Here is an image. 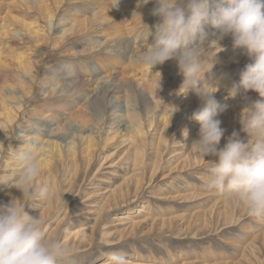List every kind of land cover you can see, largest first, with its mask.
<instances>
[{
    "label": "rangeland",
    "instance_id": "1",
    "mask_svg": "<svg viewBox=\"0 0 264 264\" xmlns=\"http://www.w3.org/2000/svg\"><path fill=\"white\" fill-rule=\"evenodd\" d=\"M66 1L63 13L66 12L67 18L76 15L79 22L92 19V13L97 11V7L91 5L92 0ZM135 1H140L138 5L144 4L143 0ZM75 3L78 4L76 7L73 6ZM144 5L145 9L138 14L145 15L148 24L144 23L146 26H141V31L143 27L149 29L152 24L160 22L152 15L157 6L155 0ZM18 8L19 5H15L16 14L20 13ZM20 15L23 16L22 12ZM126 19L127 16L124 17ZM58 20L56 29L59 28ZM221 46L224 51L215 52L211 46L204 49L201 60L204 67L211 63H229L226 80L227 76L223 77L220 70L216 72L223 77L224 84L229 82L231 89L238 84L239 73L250 60L240 50H234L232 43L223 42ZM72 47L70 54L75 58H67V52L50 48L43 57L36 59L38 75L33 85L34 97L30 112L25 114L27 117L21 119L20 128L16 126L12 132L16 139L21 136V131H25L28 139L40 137L47 141L52 130L53 134L60 135L59 142L64 148L80 135L79 129L69 124L72 123L70 118L59 120L62 126L58 128V124L51 120L45 124L40 116L35 118L29 114H38L45 106L48 96L45 91L53 86L52 80H63L64 74L78 73L80 63L93 68L94 58L89 61L81 59L85 43L79 41ZM70 66L76 70L68 72ZM1 75L0 87H7L6 75ZM201 84L203 86L207 82L201 81ZM181 86L178 85V89ZM185 89L178 92L175 88L172 104L178 111L175 112L174 124H159L148 133L150 136L141 163L135 165L133 159L119 162L126 154L127 143L124 146L115 143L109 151H96L91 160L84 152L76 161L70 160L64 165L63 162L57 163L59 169L55 179L48 178L47 183L43 182L50 189L47 201L28 202L30 207L26 206L25 211L39 216L45 236L59 241L68 249L67 257L59 264H106L110 253L124 255L128 264L141 261L143 264H264V220L249 217L237 204L229 203L223 196L206 189L204 179L210 164L205 160L198 162L187 151L200 125L186 119L193 111L189 114L185 111L192 107L197 95L193 90ZM121 95L122 101L128 99L125 94ZM214 95L220 105L226 106L218 117L224 136L217 149L224 146L233 131L239 133L242 142H247L248 134L240 131L241 114L244 108L261 98L255 92L232 98L228 89L219 90ZM48 98L50 101L56 99L53 96ZM131 101L130 107L137 110L138 102L136 100L135 104L132 93ZM228 108L232 112V120L222 126L223 114ZM90 112L95 121L103 114L97 107ZM28 124L31 127L27 128ZM185 129L187 137L183 135ZM28 143L25 141L24 146L14 143L13 151H33V146L26 147ZM39 143L37 141L36 145ZM4 150L0 152L1 172L6 170L5 158L11 156L6 147ZM112 153V160L103 163V156ZM214 159L213 156L206 157V160ZM12 182L13 179H4L0 184L8 186ZM61 196L62 199L59 198ZM79 229L88 231L85 240L73 237L72 233Z\"/></svg>",
    "mask_w": 264,
    "mask_h": 264
},
{
    "label": "bare ground",
    "instance_id": "2",
    "mask_svg": "<svg viewBox=\"0 0 264 264\" xmlns=\"http://www.w3.org/2000/svg\"><path fill=\"white\" fill-rule=\"evenodd\" d=\"M66 2L0 0V78L3 76L1 74H5L7 83V87H0V152L5 151L6 147L11 153L10 157L4 159L6 170L0 171V183L4 179H13L11 185L0 184V203L22 198V193L15 189L19 169L14 156L20 151H13L14 143L24 146L25 141H28L26 147L33 146L41 165L37 184H43L47 183L48 178L55 179L59 169L58 162H63L64 165L70 160L76 161L84 152L91 160L96 151H109L115 143L123 146L127 143L126 154L119 162L133 159L137 165L144 160V147H147L150 136L148 133L159 124L169 126L175 121V113L171 118L175 88L178 92L185 88L178 89V85L184 82V76L179 72L176 62L169 60L151 70L134 59L138 52L154 41L157 23L149 28L151 35H148L146 27L140 30L141 26H146L144 23H147L145 15L138 14L140 10L145 9V5H138L140 1L135 0H92L91 5L96 6L97 11L92 13V19L79 22L76 15L67 18L66 12L63 13ZM15 5H19L18 10L23 16L16 14ZM77 5L75 3L73 6ZM126 16L127 21L124 20ZM57 20L59 28L56 29ZM79 41L86 45L81 59L89 61L94 58L93 68L87 63H80L77 67L78 73L64 74L63 80H52L53 88L49 87L45 91L48 95L45 106L41 107L40 113L29 114L35 118L40 116L45 124L51 120L58 124V128L62 126L59 120L70 118L69 122L72 123L69 124H74L80 135L64 148L59 142L60 135L53 134L52 130L47 141L40 137L28 139L25 131H21V136L16 139L12 132L16 130V126L20 128L19 121L27 117L25 114L30 112L33 101V85L38 75L36 59L43 57L50 48L62 53L67 52V58H75V55L70 53L74 48L72 45ZM223 42L232 43L230 37L220 43ZM209 46L215 52L221 50L214 43L208 44L206 48ZM208 66L204 67V71H211V77L220 81L218 91H229V82L223 83L229 77L226 74L229 63H211ZM73 70L76 69L70 66L67 71ZM217 70L223 73V77L227 76L225 80L219 77ZM208 76L206 73L205 78ZM201 81H205L203 73ZM203 87L207 88L208 84ZM131 93L135 104L136 100L138 102L137 110L130 107ZM121 94H125L128 99L122 101ZM49 96L56 99L50 101ZM195 99L185 114L201 106L199 98ZM96 107L100 108L103 114L95 121L90 111L96 110ZM231 113L228 108L223 114L225 117L222 126L230 123ZM233 114L236 115L235 110ZM39 129L40 127L37 128ZM30 132L34 133V130ZM197 138L198 134L195 140ZM37 141H40L39 145H36ZM113 157L114 153L103 156V163H108ZM119 162L117 164H120ZM87 233V230L79 229L72 235L76 239L85 240ZM135 264L143 263L141 261Z\"/></svg>",
    "mask_w": 264,
    "mask_h": 264
},
{
    "label": "clouds",
    "instance_id": "3",
    "mask_svg": "<svg viewBox=\"0 0 264 264\" xmlns=\"http://www.w3.org/2000/svg\"><path fill=\"white\" fill-rule=\"evenodd\" d=\"M149 2L143 0L144 4ZM155 4L152 15L160 22L155 25L154 41L134 59L151 70L169 60L176 62L184 76L181 87L193 90L201 102L186 117L200 125L198 138L187 151L210 164L204 187L237 204L249 217L264 220V0H155ZM226 37L231 38L234 50L250 60L229 96L255 92L261 99L241 114L240 131L248 134L247 142L233 131L224 146L217 149L224 135L218 117L226 106L215 99L219 85L211 71H204L201 53L210 43L224 51L220 42ZM202 73L207 88L201 84ZM171 106L175 109L172 118L178 109ZM183 135L187 137L186 129ZM208 156L215 159L206 160ZM14 159L19 169L15 189L22 198L0 203V264H59L67 257L68 249L48 239L39 216L25 211L26 206L30 207L28 202L47 201L50 197L48 186L37 184L39 159L33 151L18 152ZM106 264H128V260L110 253Z\"/></svg>",
    "mask_w": 264,
    "mask_h": 264
}]
</instances>
